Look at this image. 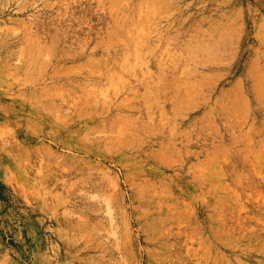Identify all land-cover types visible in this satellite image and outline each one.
Returning a JSON list of instances; mask_svg holds the SVG:
<instances>
[{"label":"rangeland","instance_id":"obj_1","mask_svg":"<svg viewBox=\"0 0 264 264\" xmlns=\"http://www.w3.org/2000/svg\"><path fill=\"white\" fill-rule=\"evenodd\" d=\"M0 264H264V0H0Z\"/></svg>","mask_w":264,"mask_h":264}]
</instances>
